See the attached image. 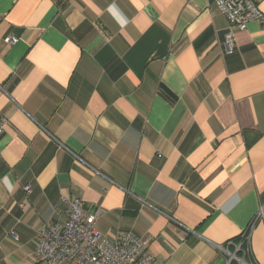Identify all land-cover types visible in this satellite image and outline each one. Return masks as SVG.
<instances>
[{
  "label": "crops",
  "instance_id": "0c3cea01",
  "mask_svg": "<svg viewBox=\"0 0 264 264\" xmlns=\"http://www.w3.org/2000/svg\"><path fill=\"white\" fill-rule=\"evenodd\" d=\"M227 31L206 0H0V264H47L71 197L153 264H264V218L236 248L264 207V22Z\"/></svg>",
  "mask_w": 264,
  "mask_h": 264
},
{
  "label": "built area",
  "instance_id": "2783aa9c",
  "mask_svg": "<svg viewBox=\"0 0 264 264\" xmlns=\"http://www.w3.org/2000/svg\"><path fill=\"white\" fill-rule=\"evenodd\" d=\"M214 5L228 19V31L225 37L227 49L233 52L236 39L235 32L245 30L252 21L264 22V14L255 0H206ZM17 38L5 39L9 46L14 45ZM8 124V119L0 117V133ZM89 171L98 174L88 163L75 156ZM25 191L30 193L29 187ZM68 221L51 223L39 229L36 240V253L40 261L47 264H153V256L144 253L142 240L132 232L119 233L111 240L96 229L97 216L84 212V202L80 197L64 200ZM264 218V207L255 216L249 227L241 236L242 246L249 244L251 234L257 223ZM226 252L225 249H222ZM228 264L238 259L237 253L227 252ZM246 255L249 256L248 251Z\"/></svg>",
  "mask_w": 264,
  "mask_h": 264
},
{
  "label": "clouds",
  "instance_id": "9594fccd",
  "mask_svg": "<svg viewBox=\"0 0 264 264\" xmlns=\"http://www.w3.org/2000/svg\"><path fill=\"white\" fill-rule=\"evenodd\" d=\"M114 7H115V5L110 6L109 11H112V9H113ZM118 22H121L119 18H118Z\"/></svg>",
  "mask_w": 264,
  "mask_h": 264
},
{
  "label": "trees",
  "instance_id": "16d2710c",
  "mask_svg": "<svg viewBox=\"0 0 264 264\" xmlns=\"http://www.w3.org/2000/svg\"><path fill=\"white\" fill-rule=\"evenodd\" d=\"M243 252H244V250H242ZM241 253V251L238 253V254H240Z\"/></svg>",
  "mask_w": 264,
  "mask_h": 264
}]
</instances>
